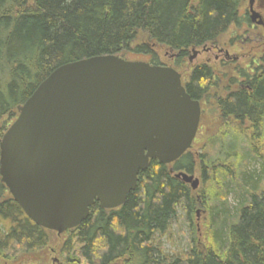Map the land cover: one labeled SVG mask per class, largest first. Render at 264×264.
Here are the masks:
<instances>
[{
  "label": "trees",
  "instance_id": "1",
  "mask_svg": "<svg viewBox=\"0 0 264 264\" xmlns=\"http://www.w3.org/2000/svg\"><path fill=\"white\" fill-rule=\"evenodd\" d=\"M243 1L0 0V119L15 116L37 85L68 62L110 54L126 59L132 51L163 65L155 46L176 51L184 62L192 48L240 24ZM212 71L204 64L193 67L185 84L193 99L209 89ZM240 73L232 79L236 89L217 101L220 116L260 133L264 64ZM8 122L1 125L0 137ZM219 151L199 156L202 179L208 182L198 190L199 203L197 191L175 177L177 171L192 172L191 150L169 165L151 159L123 205L103 209L95 202L84 221L62 233L58 264H264V161L254 169L250 162L259 151H238L232 144ZM231 192L235 206L229 204ZM201 206L208 215L205 242L194 226ZM179 222L189 232L182 239L176 235L185 245L166 250L164 242ZM51 232L32 222L0 181V256L34 253L48 245Z\"/></svg>",
  "mask_w": 264,
  "mask_h": 264
},
{
  "label": "water",
  "instance_id": "2",
  "mask_svg": "<svg viewBox=\"0 0 264 264\" xmlns=\"http://www.w3.org/2000/svg\"><path fill=\"white\" fill-rule=\"evenodd\" d=\"M250 18L263 23L252 7ZM16 111L0 137V181L32 222L57 234L95 202L123 205L151 159L178 160L201 116L173 67L113 54L58 66ZM175 177L198 186L186 172Z\"/></svg>",
  "mask_w": 264,
  "mask_h": 264
},
{
  "label": "rangeland",
  "instance_id": "3",
  "mask_svg": "<svg viewBox=\"0 0 264 264\" xmlns=\"http://www.w3.org/2000/svg\"><path fill=\"white\" fill-rule=\"evenodd\" d=\"M258 1L260 8L259 12L264 20V0ZM247 6L248 0H244L241 4V14L248 11L243 10V8H247ZM248 13H250V11H248ZM241 22H243V26L240 25ZM241 22L237 25H230L226 31L221 34V36L217 37L216 40L218 45L224 46L228 51L231 56L230 60H215L218 49L215 48L212 52H204L203 48L200 47L198 49H201V53L197 54L191 62L187 60L182 67L177 66L183 80L185 81L189 78L191 67L202 63L208 64V66L213 69L215 75L214 83L216 85L214 86L213 83L210 91L207 92L200 100L202 103V114L198 127L199 130L197 132V136L195 137V141L189 149L191 150L194 158V167L191 173L184 170V172L188 175H193L194 178L198 179V186L193 189L194 191H197L196 199L198 203L200 194L198 193V190L204 188L209 180L207 179V183L205 184V181H203L201 176L199 166V156L201 153L206 154L207 151L211 152L212 150V153L214 154L212 156H215L216 153L219 155V150L224 149L227 144H232L237 147L238 151L244 148L260 152H257L260 157H257L254 161L250 162V168L258 169L264 161L262 160L264 159V131L256 133L254 129L248 127L247 123L235 122L229 118L226 120L223 119L220 116V109H218L216 100L214 99L215 96L227 94L228 90L230 91L236 89L237 85L235 81L230 78L231 76L237 75L235 68L239 67L240 70H243L244 67L253 68L254 64L261 65L263 63V60H260V57H264V27L258 26L257 28H252L247 31L245 29L247 24L245 18ZM154 50L159 61L164 65H170L172 59L169 58V55L176 52H169L162 46H155ZM189 54L192 55V52L190 51ZM125 58L128 60H142L146 62L151 59V57L147 55L134 53L132 51L126 52ZM220 58L224 60V56L221 55ZM14 117L15 116H12L11 118L6 115L2 116L0 119V127L7 120L9 121L8 123H11L14 120ZM233 150L234 149H232V151ZM258 162H260L259 166ZM187 184L190 186V183ZM234 196L233 192H231L229 196V204L231 206H235L237 204L236 197ZM204 208L206 207H199L195 212L194 218L196 234L202 242H205L204 233L206 230L205 225L207 223L206 219L208 216ZM172 231L175 232V235L172 234L171 238H169L171 240H165L164 242L166 250L169 251H174L177 248V245L184 247L185 240L183 239V241L179 243V239L182 234L185 235V237L189 236L187 225H184L182 222H179L178 225H174L172 227ZM176 235L179 239H177ZM64 238L65 236L63 234H57L52 231L49 234V243L44 248L37 250L34 253L15 252L14 257L0 256V264H58L62 258L61 244Z\"/></svg>",
  "mask_w": 264,
  "mask_h": 264
},
{
  "label": "flooded vegetation",
  "instance_id": "4",
  "mask_svg": "<svg viewBox=\"0 0 264 264\" xmlns=\"http://www.w3.org/2000/svg\"><path fill=\"white\" fill-rule=\"evenodd\" d=\"M250 7H252L253 8V10H255L256 12H258L260 15H261V13L259 12V10H260V8H259V1L258 0H248V6H247V8H243V10H250ZM248 11H246V12H244V13H242L241 14V12H240V16H241V21L245 18V21L247 22V24H246V30L248 31V30H250V29H252V28H257L258 26H262V27H264V20H263V18H262V15H261V18H262V20H263V24H261V25H258L257 23H255V22H251V18H250V14L248 13ZM242 15H243V17H242ZM240 21V22H241ZM232 25H235V24H232ZM237 25V24H236ZM241 26H243L244 24H243V22H241V24H240ZM222 34V33H221ZM221 34L219 35V36H221ZM219 36H217V37H219ZM216 40H217V38L212 42V43H209L210 44V46H209V44H207V45H205V46H202L201 48H203V50H204V52H212L215 48L216 49H218V53L216 54V56H215V60H220V61H228V60H230V55H229V53H228V51L225 49V47L224 46H220V45H218L217 44V42H216ZM200 48V47H199ZM205 48V49H204ZM196 51H197V54H200L201 52H200V50L201 49H195ZM190 52V51H189ZM192 52V51H191ZM196 54V55H197ZM224 56V60H222V58H220V56ZM191 55L188 53V55L186 56V58H185V61L183 62L182 60H179L178 59V53H171L170 55H169V58L170 59H172V62L170 63V65H165V66H171V67H173L175 70H177L179 73H180V71L178 70V68H177V66L178 67H182L183 65H184V63L188 60L189 61V57H190ZM196 57V56H195ZM195 57H193V58H195ZM236 58V57H235ZM260 60H263V63L262 64H264V57L263 56H261L260 57ZM190 62V61H189ZM259 63V62H258ZM202 64H204V65H208V64H205V63H202ZM262 64L261 65H258L257 64V66H259V67H261L262 66ZM164 65V64H163ZM196 65H194L193 67H195ZM254 66H256L255 64H254ZM193 67H191V71H192V69H193ZM212 69V68H211ZM213 70V69H212ZM191 71H190V73H191ZM213 72V75H214V71H212ZM235 72H236V74L237 75H235V76H237V77H242V75L243 74H241L240 72H241V70H240V68L239 67H237V68H235ZM190 73H189V77H190ZM181 74V73H180ZM231 78V80L232 79H236L234 76H231L230 77ZM214 79H215V75H214ZM214 79H213V81L212 82H210V87H209V89L204 93V94H202V96L199 98V99H196V100H198L199 101V103H200V107H201V114H202V103H201V98H203V96L207 93V92H209L210 91V88L212 87V84L214 83ZM237 80V79H236ZM236 80H234V81H236ZM181 81H182V84L185 86V84H186V82L188 81H185V80H183V78H182V75H181ZM239 83V82H238ZM214 86L216 85L215 83L213 84ZM214 99L216 100V105H217V101L219 100V99H222V95H219V96H215L214 97ZM200 121H201V116H200ZM200 124V123H199ZM198 130H199V128H198ZM198 132V131H197ZM196 136H197V133H196ZM195 136V137H196ZM195 139L196 138H194V141H195ZM193 141V142H194ZM172 164V163H171ZM183 171V170H182Z\"/></svg>",
  "mask_w": 264,
  "mask_h": 264
},
{
  "label": "bare ground",
  "instance_id": "5",
  "mask_svg": "<svg viewBox=\"0 0 264 264\" xmlns=\"http://www.w3.org/2000/svg\"><path fill=\"white\" fill-rule=\"evenodd\" d=\"M250 11V10H249ZM250 14V13H249ZM259 14V13H258ZM260 15V14H259ZM260 19L262 20L261 18V15H260ZM263 21V20H262ZM263 24V23H262ZM258 25H261V24H258ZM205 46V45H204ZM193 49H197V48H192L190 51H192Z\"/></svg>",
  "mask_w": 264,
  "mask_h": 264
}]
</instances>
